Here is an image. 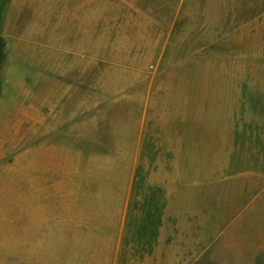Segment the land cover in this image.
I'll use <instances>...</instances> for the list:
<instances>
[{
    "label": "rangeland",
    "instance_id": "rangeland-1",
    "mask_svg": "<svg viewBox=\"0 0 264 264\" xmlns=\"http://www.w3.org/2000/svg\"><path fill=\"white\" fill-rule=\"evenodd\" d=\"M263 13L264 0H3L0 240L39 233L16 251L53 264L67 243L147 242L152 264H172L163 236L172 253L190 243L194 204L264 170V28L241 32Z\"/></svg>",
    "mask_w": 264,
    "mask_h": 264
},
{
    "label": "crops",
    "instance_id": "crops-1",
    "mask_svg": "<svg viewBox=\"0 0 264 264\" xmlns=\"http://www.w3.org/2000/svg\"><path fill=\"white\" fill-rule=\"evenodd\" d=\"M2 4L3 0H0V14ZM253 24L257 29L264 28V16L255 21L247 19L241 32ZM1 36L4 35L0 29ZM221 181L230 188L208 194L207 204L198 210L194 204L190 243H184L180 251L172 253L167 250V238L163 236V249L157 253L160 259L174 261L172 264H264V170L245 169L230 173ZM0 210L3 211L1 207ZM22 234L23 237L0 240V264H53L50 257L47 260L43 255L40 261L23 260V254L16 251L17 244H22L25 239L39 241L41 234L32 233L29 238L28 231ZM52 234L55 235L50 232L45 235ZM96 240L95 250L90 251L86 239L78 243L77 250H72L67 243V264H152V252L147 242L139 243L138 249L135 242H131L128 249L122 246L121 251L105 252L103 237L98 236ZM160 240L162 244V236ZM62 258L60 255L59 259ZM58 264L64 263L61 260Z\"/></svg>",
    "mask_w": 264,
    "mask_h": 264
},
{
    "label": "water",
    "instance_id": "water-1",
    "mask_svg": "<svg viewBox=\"0 0 264 264\" xmlns=\"http://www.w3.org/2000/svg\"><path fill=\"white\" fill-rule=\"evenodd\" d=\"M5 46H6L5 41L0 39V58H1L2 54H3Z\"/></svg>",
    "mask_w": 264,
    "mask_h": 264
}]
</instances>
